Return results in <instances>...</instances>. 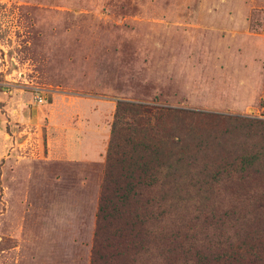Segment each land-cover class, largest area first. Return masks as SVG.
<instances>
[{
	"label": "rangeland",
	"instance_id": "obj_1",
	"mask_svg": "<svg viewBox=\"0 0 264 264\" xmlns=\"http://www.w3.org/2000/svg\"><path fill=\"white\" fill-rule=\"evenodd\" d=\"M116 99L264 120V0H0V264H90L105 154L35 152L92 104L109 132ZM221 130L189 148L193 172L221 161L206 156L216 135L233 148L244 129ZM187 192L158 225L170 254L160 241L126 264L222 263L236 198Z\"/></svg>",
	"mask_w": 264,
	"mask_h": 264
},
{
	"label": "trees",
	"instance_id": "obj_2",
	"mask_svg": "<svg viewBox=\"0 0 264 264\" xmlns=\"http://www.w3.org/2000/svg\"><path fill=\"white\" fill-rule=\"evenodd\" d=\"M221 128L244 130L233 148L216 135L206 156L221 161L193 172L189 148L203 152L206 134ZM192 188L228 190L236 198L230 243L217 255L221 264H264V120L116 99L90 264H126L150 249L154 258L160 241L170 254L172 242L158 225ZM228 226L223 219L221 227Z\"/></svg>",
	"mask_w": 264,
	"mask_h": 264
},
{
	"label": "crops",
	"instance_id": "obj_3",
	"mask_svg": "<svg viewBox=\"0 0 264 264\" xmlns=\"http://www.w3.org/2000/svg\"><path fill=\"white\" fill-rule=\"evenodd\" d=\"M51 107V105H50ZM50 110H54L50 108ZM53 112V111H52ZM50 112V114L52 113ZM88 117L83 119V126L81 127H68L60 126L56 133L57 139L54 137H48L49 140L45 152L39 153V146H36V157L41 162H55L59 163V160L65 159L70 161H97L101 159L106 152V143L108 138V127L105 132L99 127V122L102 119L103 113L96 108V104H92L91 110L87 114ZM109 133V132H108ZM14 147V146H13ZM2 151L0 141V152ZM32 152V149L27 152ZM26 150L24 157L18 160L17 163H28L30 160L25 159L28 154ZM55 181L59 182V174L55 176ZM52 239V238H48ZM58 239V238H56Z\"/></svg>",
	"mask_w": 264,
	"mask_h": 264
},
{
	"label": "built area",
	"instance_id": "obj_4",
	"mask_svg": "<svg viewBox=\"0 0 264 264\" xmlns=\"http://www.w3.org/2000/svg\"><path fill=\"white\" fill-rule=\"evenodd\" d=\"M36 98H37L40 102L43 100L42 97H40V96H37Z\"/></svg>",
	"mask_w": 264,
	"mask_h": 264
}]
</instances>
